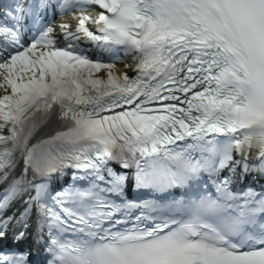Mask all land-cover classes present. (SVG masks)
<instances>
[{
  "label": "snow or ice",
  "instance_id": "obj_1",
  "mask_svg": "<svg viewBox=\"0 0 264 264\" xmlns=\"http://www.w3.org/2000/svg\"><path fill=\"white\" fill-rule=\"evenodd\" d=\"M253 176L264 0H0V264H264Z\"/></svg>",
  "mask_w": 264,
  "mask_h": 264
},
{
  "label": "bare ground",
  "instance_id": "obj_2",
  "mask_svg": "<svg viewBox=\"0 0 264 264\" xmlns=\"http://www.w3.org/2000/svg\"><path fill=\"white\" fill-rule=\"evenodd\" d=\"M133 62H134V60H133L132 56L124 57L123 59H120V61L117 62L116 70L118 72H120V71L124 70V65H128L127 71L129 73ZM52 127L53 126H49L48 128L43 129L41 132H39L37 134L36 139H42V138H44L46 134H49L51 132ZM32 142L35 143L36 142L35 139ZM18 173H19V169H17V174Z\"/></svg>",
  "mask_w": 264,
  "mask_h": 264
}]
</instances>
